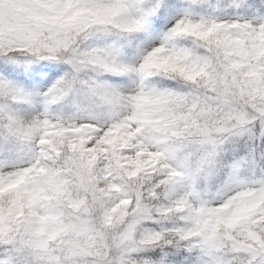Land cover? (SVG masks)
<instances>
[{
    "label": "snow or ice",
    "instance_id": "1",
    "mask_svg": "<svg viewBox=\"0 0 264 264\" xmlns=\"http://www.w3.org/2000/svg\"><path fill=\"white\" fill-rule=\"evenodd\" d=\"M0 264H264V0H0Z\"/></svg>",
    "mask_w": 264,
    "mask_h": 264
},
{
    "label": "trees",
    "instance_id": "2",
    "mask_svg": "<svg viewBox=\"0 0 264 264\" xmlns=\"http://www.w3.org/2000/svg\"><path fill=\"white\" fill-rule=\"evenodd\" d=\"M53 80L55 79V77L52 78ZM99 79H102V80H108L110 82H119L122 78H119V77H112V76H109V75H101L99 77ZM52 81L51 80H48L46 82H44L43 84L40 85V90L43 91L44 89L47 88V86L51 83ZM227 147V146H225ZM225 156V153H221V159H223V157ZM236 159H238V157H235ZM229 162L231 161V159H233L232 157H229ZM143 255H147V253H142Z\"/></svg>",
    "mask_w": 264,
    "mask_h": 264
},
{
    "label": "rangeland",
    "instance_id": "3",
    "mask_svg": "<svg viewBox=\"0 0 264 264\" xmlns=\"http://www.w3.org/2000/svg\"><path fill=\"white\" fill-rule=\"evenodd\" d=\"M38 99V98H37Z\"/></svg>",
    "mask_w": 264,
    "mask_h": 264
}]
</instances>
